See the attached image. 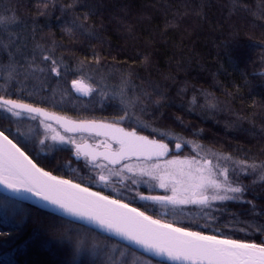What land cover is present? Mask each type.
Instances as JSON below:
<instances>
[{
	"label": "trees",
	"instance_id": "16d2710c",
	"mask_svg": "<svg viewBox=\"0 0 264 264\" xmlns=\"http://www.w3.org/2000/svg\"><path fill=\"white\" fill-rule=\"evenodd\" d=\"M9 10L20 23L18 29L32 31L21 51L37 53L30 66L41 75H32L21 89L4 85L8 91L0 90V95L6 99L76 120L119 121L148 137L163 138L123 122L128 112L113 101L78 97L68 85L76 77L73 71L104 77L110 87L135 96L144 112L133 115L143 123L160 124L180 139L217 153L232 169L257 165L264 176V0H0V16ZM54 61L58 73L52 71ZM54 91L57 96L50 95ZM16 118L0 105V132L58 179L126 203L161 223L264 246V179L250 182L256 169L246 167L240 175L232 171L231 178L240 182L233 187L243 191L227 193L236 199L219 202L211 221L193 212H188L191 217L187 212L161 214L163 209L154 203L137 201L127 192L99 189L105 169L75 163L68 151L38 143L43 136L38 121ZM28 129L32 137L27 139ZM191 153L184 146L171 156ZM2 200L8 206L0 205V264H97L77 247L83 235L86 244H111L155 264H168L0 194ZM114 260L127 264L124 257Z\"/></svg>",
	"mask_w": 264,
	"mask_h": 264
},
{
	"label": "snow or ice",
	"instance_id": "6c2138e0",
	"mask_svg": "<svg viewBox=\"0 0 264 264\" xmlns=\"http://www.w3.org/2000/svg\"><path fill=\"white\" fill-rule=\"evenodd\" d=\"M47 59V57H45ZM73 87L77 91L87 94L90 89L84 87L80 82H73ZM6 110L12 115H19L15 109L27 111L29 113H40L41 110L29 105L18 103L14 100H2ZM119 133L115 142L119 149L112 157L105 155L110 163H116L125 158L136 157L137 159H160L168 152V146L155 140H148L146 137L137 136L134 132L127 133L121 128H115ZM0 139L4 144H0V184L12 189L13 191L31 192L40 199L48 201L50 204L63 209L64 212L81 218L87 219L98 224L102 229L120 236L121 238L142 247L147 252L156 255H167L174 261L182 264H264V246L255 243H243L234 239H219L215 235H203L196 231H187L181 227H174L171 224L161 223L159 220L146 216L136 208H129L128 204L118 200L109 199L107 196L97 192H89L88 188L73 184L69 180L58 179L49 172L37 167L35 163L19 147L16 146L3 132H0ZM56 139V137H53ZM62 142L64 138H60ZM181 145L176 144L179 150ZM168 165H186L189 169L187 175L190 183L182 193L173 186L172 196H152L141 197L155 202H167L173 205H203L211 206L210 201H229L236 199L227 193H242L243 189L239 186L232 187L230 183H220L216 177V172L211 167V160H204L203 167H200L199 160H180L171 159ZM127 167V166H126ZM160 165H154L152 170H141L142 175L152 176L155 169ZM251 167L255 170L257 165H243V168ZM195 173L193 175L192 169ZM132 172L131 167H127ZM207 171V176L204 175ZM181 175H185L181 170ZM228 181L227 169L219 173ZM160 187L165 188L163 177ZM264 179V176L261 177ZM104 181L106 178L101 176ZM135 182V181H134ZM66 188L75 189L80 193H87V198L66 197L63 195ZM209 191L215 194L208 195ZM224 192L221 195L220 192ZM103 209V211H101ZM123 209L125 211H119Z\"/></svg>",
	"mask_w": 264,
	"mask_h": 264
},
{
	"label": "rangeland",
	"instance_id": "374dc122",
	"mask_svg": "<svg viewBox=\"0 0 264 264\" xmlns=\"http://www.w3.org/2000/svg\"><path fill=\"white\" fill-rule=\"evenodd\" d=\"M2 16H0V90L3 93H6L8 90L6 89V86L11 85L14 87H19L20 89L23 87L24 84H27L30 80V77L32 75L40 76L41 71L37 68H34V66H30L34 63L32 61V57H36L37 53L35 51L30 52H24L21 51L22 48H25V44L27 42V39L30 38L32 31L28 30L29 28L22 27L24 29L23 31L19 28V22L16 20V16L13 12L5 11ZM20 30V31H18ZM15 31H18L14 33ZM15 35V37H14ZM15 49H17L15 53ZM37 49V48H36ZM25 53L22 54L21 53ZM32 55V56H31ZM39 56V54H38ZM31 57V58H30ZM54 65L56 62H52ZM52 66V71L54 73H58L59 70H56L57 67ZM73 71V70H72ZM76 77L73 78L69 82V88L71 92L81 98L89 99V98H96V100L99 103H111L114 102V104L117 105L120 109L128 112V114H125V118L122 119L123 122L135 125L138 129H146L149 133L155 135H159L163 138L157 139L162 142H165L168 147L171 148V150H174V147L177 143H179L182 148L179 153L182 152V150L185 147L190 148V150L194 153L191 154H184L181 156H171L166 160L159 159L158 161H135V162H127L123 164L122 166H119L115 170L105 169L102 176H104L106 179L110 180L111 182H123L125 186L127 187H133L137 189H143L145 191H150L149 194L151 196H157V193L163 194L165 196H172V188L175 186L178 189V193H182L183 190L188 187L190 180L187 173L189 172V169L186 165H168L167 161L171 159H177L180 160H199L201 161L200 167H203V161L204 160H211L212 164L211 167L215 169L216 177L218 178L219 182L224 183H230L231 186H236L240 184L239 181L235 183L233 178V173L235 175L240 174H246L248 171L247 169L241 170L242 168L238 165H236L235 169H232L229 167L227 160H223L221 156H219L215 152L207 151L205 148H200L198 146L193 145L192 142L186 141L183 139H180L179 136L176 134H173L166 130L165 128H161L160 124L158 127H153L152 124H146L143 123L142 120L138 119V117L134 116L139 113L144 112L143 106H141L135 99V96H129L131 95L127 90L125 89H118L115 86H109L108 82L105 80L104 77H102L101 80H98L97 76L91 77L86 76L81 71L75 72ZM80 82L84 87H87L90 89V91L87 94L77 95L75 92H73L71 88L72 82ZM4 85H6L4 87ZM58 91L51 92L50 95L57 96ZM0 97L5 98V95H0ZM113 101V102H112ZM134 114V115H133ZM131 115V116H129ZM19 117V118H16ZM26 117H29L28 115H24L19 113V115H16L15 118L18 121H23ZM119 122V121H118ZM46 122H42L41 124H37L38 128L43 133V136L38 140V143L45 145V142L47 141L50 145H52L55 148H71L70 142L80 143L82 141L81 138H68L64 136L62 133L57 132L52 126L45 124ZM131 129V128H128ZM33 133H35V130L33 129ZM143 134V133H141ZM145 135V134H143ZM32 137V132L28 130L25 131L24 138H30ZM53 137H56V139H53ZM61 137L64 138V141L62 142ZM173 141V143L169 141ZM106 147V146H105ZM160 165L158 169H155L154 175L157 176L156 179H153L152 176L149 175H142L141 170H152L154 165ZM131 167L133 169L132 172H129L127 170V167ZM238 166V167H237ZM224 169H227L228 173V181L224 180L223 176H220L219 173L223 171ZM181 170L185 173V175H181ZM193 175H198L195 173L194 168L191 170ZM233 171V173H232ZM255 172L253 175V178L250 179L251 185L255 184L260 177L262 176L263 172ZM127 173V177H123V174ZM205 176H207V171L204 173ZM133 176V177H132ZM159 177H163L164 183L166 184L165 188H161L159 185L161 183V180ZM112 179V180H111ZM135 181V182H134ZM99 189H103L105 185H101L99 183ZM104 190V189H103ZM106 190L110 191V188H106ZM156 191V192H155ZM215 194L213 191H209L208 195ZM221 195H224V192H220ZM148 195V194H146ZM144 195V197H146ZM149 196V195H148ZM141 199V197H139ZM222 201H210L211 206H203V205H192V204H186V205H173V206H167L164 204L157 205L159 208L163 209L160 210L161 214H165L166 212H173L176 216L181 215L185 212H187V217L196 215V217L200 218L202 217L205 222L211 221L210 216L212 212H214L215 206ZM158 204V203H157ZM0 205L7 207L8 204L5 203L4 200L0 201ZM188 208H191L192 210H189ZM188 212H193L192 215H190ZM238 222V221H236ZM240 222V221H239ZM244 223V222H243ZM239 224V223H238ZM201 226V225H200ZM86 236V235H83ZM82 236V241L77 245V247L80 250H83L81 254H84V257L89 256L92 258L94 262L97 264H115L114 258L116 257H124L127 260V264H155L149 260L144 259L143 257H140L138 255L129 254L125 249L119 247V246H113L109 244L108 246H104L103 244L99 245H91L89 243H84V237ZM103 259V260H102ZM102 260V261H101Z\"/></svg>",
	"mask_w": 264,
	"mask_h": 264
},
{
	"label": "water",
	"instance_id": "95a60500",
	"mask_svg": "<svg viewBox=\"0 0 264 264\" xmlns=\"http://www.w3.org/2000/svg\"><path fill=\"white\" fill-rule=\"evenodd\" d=\"M71 88L77 95L80 96L83 94V92L77 91V89L75 87H73V82L71 83ZM2 100H11V99H6V98L0 97V105L6 107L5 105H3ZM16 102H18V101H16ZM18 103H22V102H18ZM22 104H26V103H22ZM26 105H29L33 108H38L41 110V112L40 113H29L27 111H23V110H19V109H15L14 111H18L21 114L34 116V117L39 118L42 121L53 124L56 127H58L60 130L65 132L66 134H69V135H75V134L94 135V136H97V137H100L103 139H107L108 141L110 140L111 142H113L114 144H116L118 146V148L116 150L111 151L109 149H97V148L91 147V146H89L88 143L76 145L75 146L76 151H79L81 153V156H86L88 158L89 162H96L97 160H103L108 165L117 166V165L121 164L124 160H129V159L139 160L136 157H132V158H125L124 160H121V161L116 162V163H110L108 159L104 158L105 155L112 157L113 154L119 149V145L115 142V139H114L116 136L119 135V133H116L114 131L115 128H121L124 130V132H127V133H133L134 132L137 136L146 137L150 141L155 140L159 143H163L162 141L157 140L155 138H150L146 135L139 134L135 130H126L125 128H123L122 126H119V125L110 124V123L100 121V120H75V119H71V118H68L66 116H63V115H60L57 113L49 112V111H47L43 108H40V107H36V106L30 105V104H26ZM4 143H6V142H4L2 139H0V144H4ZM181 148H182V146H181ZM181 148L179 150H177L176 145H175L174 150L172 152L175 154H178L181 151ZM169 154H170V152H167V154L164 155L163 157H161L160 159H165ZM140 159H143V158H140ZM144 160L150 161V160H155V158L144 159ZM89 192H93V191L89 190ZM0 194L7 197V198L12 199V200L30 205L36 209L57 215L59 217H63V218H65L71 222L78 223V224L84 225L86 227H89L94 232H96L100 235H103L105 237H109L111 239H114L118 242H121L122 244H124L128 248H130L131 250L138 252L140 254H143L149 258L156 259V260L168 263V264H182V262H180V261H174V260L169 259L167 257V255H156L152 252H147L142 247H140L134 243H130L129 241L121 238L120 236H117L115 234H112V233L102 229L98 224H96L92 221H89L87 219H81V218L72 216V215L64 212L63 209H60L57 206L50 204L48 201L40 199L38 196L33 195L31 192L13 191L12 189L5 187L3 184H0ZM63 195L66 197H69V198H72V197L87 198V193H80L77 190L70 189V188H66ZM129 208H132V207L129 206ZM101 211H103V209H101ZM119 211H125V210L120 209ZM184 264H187V262H184Z\"/></svg>",
	"mask_w": 264,
	"mask_h": 264
},
{
	"label": "flooded vegetation",
	"instance_id": "af4514ba",
	"mask_svg": "<svg viewBox=\"0 0 264 264\" xmlns=\"http://www.w3.org/2000/svg\"><path fill=\"white\" fill-rule=\"evenodd\" d=\"M46 110V109H45ZM48 111V110H47ZM51 112V111H49ZM55 113V112H53ZM59 114V113H58ZM61 115V114H60ZM29 117H32V118H35L39 124H41L42 122L44 123L45 121H42L40 120L39 118L37 117H34V116H30L28 115ZM65 116V115H63ZM70 118V117H69ZM73 119V118H71ZM76 120V119H75ZM104 122H107V123H110V124H115V125H119V126H122L123 128H125L126 130H135V129H128L126 128L125 126H123L121 123H118V122H110V121H104ZM45 124H48L50 126H52L55 130H57V132H60L62 133L64 136L68 137V138H81L82 141L80 143H75V142H70V145H71V148L72 149H69V148H62L66 151H68V156L71 158L72 161H74L75 163H81V164H89V165H93L94 167H101L102 169H109V172L110 170H115L116 168H118L119 166H122L123 164L127 163V162H135V161H147V160H144V159H139V160H134V159H129V160H124L121 164L117 165V166H111V165H108L106 162H104L103 160H97L96 162H89L88 158L86 156H81V153L79 151H76V148L75 146L76 145H81L83 143H88L89 146L91 147H94V148H97V149H109L111 151L113 150H116L118 148V146L116 144H114L113 142H111L110 140L108 141L107 139H103V138H100V137H97V136H94V135H88V134H75V135H69V134H66L65 132H63L62 130H60L58 127H56L55 125L53 124H50V123H45ZM137 133H139L137 130H135ZM141 134V133H139ZM165 143V142H163ZM166 144V143H165ZM167 145V144H166ZM106 146V147H105ZM168 146V145H167ZM168 152H170V154L165 158V159H161V160H166L168 159L169 157H171V154H172V150L170 147H168ZM159 159H155V160H150V161H158ZM149 161V160H148ZM123 177L125 178H128L127 177V173L123 174ZM133 177V176H132ZM112 180V179H111ZM99 182L102 184V185H105V186H108L110 188V191L109 192H114V193H117L119 195H124L125 193L124 192H127L130 196H133L136 198L137 201H141V202H144V203H154L152 205L154 206H157V205H160V204H164V205H167V206H173L172 204L170 203H167V202H153V201H148V199H146L147 201H145L144 199H139V197H144L145 194H143V192H149L150 191H145L143 189H137V188H133V187H127L125 186V184L121 181L119 182H111L110 180L108 179H105L104 181H102L100 178H99ZM156 192V191H155ZM157 194V192H156ZM156 196V195H155ZM158 203V204H157Z\"/></svg>",
	"mask_w": 264,
	"mask_h": 264
},
{
	"label": "bare ground",
	"instance_id": "6f19581e",
	"mask_svg": "<svg viewBox=\"0 0 264 264\" xmlns=\"http://www.w3.org/2000/svg\"><path fill=\"white\" fill-rule=\"evenodd\" d=\"M74 92V91H73ZM76 94V93H75ZM24 115H26V114H24ZM67 117V116H66ZM69 118V117H68ZM18 146V145H17ZM19 147V146H18ZM20 148V147H19ZM21 151H23L22 149H21ZM24 152V151H23ZM25 153V152H24ZM173 153V152H172ZM33 162V161H32ZM34 163V162H33ZM89 228V227H88ZM121 243V242H120ZM124 245V244H123ZM126 246V245H125Z\"/></svg>",
	"mask_w": 264,
	"mask_h": 264
}]
</instances>
